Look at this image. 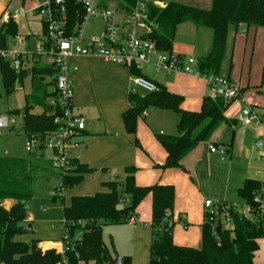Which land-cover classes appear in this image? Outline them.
Returning a JSON list of instances; mask_svg holds the SVG:
<instances>
[{"label": "crops", "instance_id": "1", "mask_svg": "<svg viewBox=\"0 0 264 264\" xmlns=\"http://www.w3.org/2000/svg\"><path fill=\"white\" fill-rule=\"evenodd\" d=\"M40 2L41 0H0V24L13 19L18 26V37L14 39V45L22 48L26 46V50L19 52L32 53L38 42L44 41L41 40L43 21L37 12ZM149 2L162 9L170 2L209 9L212 0ZM92 27V33L86 35L84 32V44L98 30L95 22ZM212 40L211 30L199 28L190 22L180 24L173 43V54L182 60H198L211 52ZM71 63L79 68L69 75L74 89V107L87 123L79 139L83 144L82 148L74 151L72 157L94 171L86 175L81 184L64 191L63 202L66 200L65 193L70 194L68 207L75 197H91L104 192L105 184L115 180L123 181L125 169L133 167L136 169L138 186L169 185L175 188L174 210L169 213L174 225L173 241L178 246L200 248L207 200L242 207L244 202L240 191L250 180L259 182L264 192V124L254 123L252 127H242L238 123V117L246 107H250L259 116L264 114L263 28L241 25L229 29L225 57L218 75L238 83L243 90L244 100L228 104L224 112L227 122L219 126L208 141L200 143L184 158L183 168H162L166 163L167 153L159 140L160 136L178 134L179 114L158 108L149 109L139 118L136 133L130 134L126 130L123 116L130 108L128 97L133 92L134 77L131 69L110 65L95 57L74 58ZM139 70L146 79L166 87L171 93L183 96L181 108L186 112H200L204 98L215 96L204 77L182 72H158L155 59ZM158 73L168 77L162 79ZM7 117L10 125L6 130H15L20 116ZM19 133L21 134L17 132V135ZM20 134L17 136L19 146L16 144L15 147L7 144L10 139L6 141L5 135L0 136L4 148V151H0V158L27 159L36 164L46 162L51 157L49 152L38 149L30 153L26 151L27 136L23 132V123L22 135ZM212 146L219 151L211 153ZM50 175L52 173L48 174L47 180ZM52 203L57 204L54 195ZM152 203V196H148L136 210V224H126L133 228L129 238L131 248L126 253H116L111 236L112 242L107 247L112 258L120 257L122 260L130 257L132 264L150 263ZM14 204V201L9 200L2 206L10 210ZM51 208L49 211L46 209L39 217L26 210L27 218L23 225L24 229L30 227L31 233H22L15 240L23 243L38 240L42 252L55 250L63 253L64 228L62 225L60 230L54 224ZM222 225L231 227L226 223ZM76 237L79 241L82 235L78 234ZM255 262L264 264V239L259 240Z\"/></svg>", "mask_w": 264, "mask_h": 264}, {"label": "trees", "instance_id": "2", "mask_svg": "<svg viewBox=\"0 0 264 264\" xmlns=\"http://www.w3.org/2000/svg\"><path fill=\"white\" fill-rule=\"evenodd\" d=\"M55 8L60 10L55 0ZM109 0H103V3ZM130 14L138 0H110ZM64 16L67 19L66 36L76 34L86 15V7L77 0H65ZM151 19L157 23L151 38L158 49L173 54V43L180 24L190 22L199 28L212 31L211 52L197 60V70L202 75H218L221 69L229 29L241 25L264 29V0H212L209 9L177 2L159 8L150 3ZM18 37L17 23L10 19L0 24V52L8 51V39ZM41 40H48V31L43 24ZM179 59V57H177ZM134 78L143 77L139 69H131ZM57 70L51 65L33 62L30 57L22 63L19 71L11 67V61L0 56V88L7 95L15 92L17 86L30 84L31 92L25 96L22 109L9 112L11 116L22 117L23 132L27 137L44 140L47 133L55 131V117L50 114L49 102L58 97L56 85ZM155 85L159 91L141 94L131 92L128 97L129 110L123 119L128 133L135 134L137 123L144 112L152 108L172 111L180 115L178 134L160 136L159 140L167 153L163 169L183 168L184 158L200 143L208 141L213 132L227 120L224 112L229 103L220 97H205L200 112H186L181 106L183 96L171 93L166 87ZM53 88L52 90H50ZM1 98V91H0ZM41 140V141H42ZM42 151L43 148H41ZM39 163V164H38ZM32 163L27 159L0 158V264H110L112 256L103 240V230L109 226L129 224L137 208L152 196V244L149 264H256L259 240L264 239V213L254 201L257 196L264 200L263 186L256 181H247L240 191L244 206L255 212L246 218L231 210L226 227L222 219H206L202 229L200 248L178 246L173 241V224L169 213L174 210L175 188L169 185L140 187L136 183V169H125L123 181L105 184L106 190L91 197H75L71 206L64 208L65 250L42 252L39 241L30 244L18 242L15 238L23 233L27 212L23 202L35 195V186L47 180L49 173L59 171L62 175V190L81 184L86 175L94 171L73 159L68 173L47 158L46 162ZM130 198V203L127 202ZM12 200L15 204L6 210L2 204ZM55 203H63L62 196H54ZM227 204V203H224ZM81 234L79 241L76 236ZM123 264H132L130 257L122 258Z\"/></svg>", "mask_w": 264, "mask_h": 264}, {"label": "built area", "instance_id": "3", "mask_svg": "<svg viewBox=\"0 0 264 264\" xmlns=\"http://www.w3.org/2000/svg\"><path fill=\"white\" fill-rule=\"evenodd\" d=\"M86 7V15L81 27L71 37L66 36L67 19L63 15V4L60 10L55 8L52 0H41L37 12L41 16L43 24L47 27L48 40L38 42L32 53L19 51H1L0 56L11 61V67L19 71L22 63L30 57L33 62L51 65L57 70L56 85L58 97L49 102L50 114L55 117L58 128L45 135L44 140L34 136L27 137L26 151L33 149L49 152L51 160L60 166L64 173H68L72 167V153L82 148L79 140L87 123L85 118L77 113L74 107V89L69 79L71 73L78 71V67L71 63L74 58L95 57L105 63L128 69H139L156 61V70L167 74L182 72L188 75L204 77L209 90L215 97L223 98L227 103L243 101V90L238 83L219 75H202L197 70V59H178L169 56L158 49L156 41L151 35L158 27L151 19L149 0H138L133 12H123L114 1L103 0H77ZM156 6V5H155ZM95 22L98 30L83 43L84 30L82 28L88 22ZM133 92L154 93L159 88L143 77L133 78ZM261 116V117H260ZM258 115L250 107H246L238 117V123L242 127H252L254 123L264 124V114ZM10 125L9 117L0 116V136ZM42 140V141H41ZM211 153H217V147L210 148ZM225 154L224 150H221ZM65 190L60 187L54 190V196H62ZM259 205V210L264 213V200L257 196L254 200ZM206 219L210 221L224 219L228 224L231 210L238 211L246 218H250L255 210L250 206L238 207L237 205L214 203L211 200L205 202ZM134 215L130 218V224H136ZM65 250V249H64Z\"/></svg>", "mask_w": 264, "mask_h": 264}, {"label": "rangeland", "instance_id": "4", "mask_svg": "<svg viewBox=\"0 0 264 264\" xmlns=\"http://www.w3.org/2000/svg\"><path fill=\"white\" fill-rule=\"evenodd\" d=\"M92 21L88 22L82 30H84L85 34L88 35L92 33ZM85 42V41H84ZM83 42V43H84ZM8 46L9 51H24L26 50V46L17 47L14 45V39L9 38L8 39ZM31 52V51H28ZM141 68V67H140ZM159 74V77L164 79L168 76L165 74ZM51 88L50 90H52ZM1 98H0V115H7L9 116V112L17 109H22L25 105V96L28 95L31 92V87L29 83H26L25 87L17 86L16 90L13 94L7 95L5 89L1 86ZM142 94H145L144 92L140 91ZM15 131V132H14ZM17 132H21L20 135H22V123H21V117H18L17 120V126L15 130H4L3 135H5V140L7 141L8 138L10 139V142L7 144H11L15 147L16 144L20 143L19 140H17ZM21 145V144H20ZM19 146V144H18ZM25 148V147H24ZM35 150V149H33ZM32 150V151H33ZM0 151H4L3 144L0 141ZM35 153V152H34ZM62 186V178L61 174L58 172L52 173V175L49 176L47 181L40 182L35 186V195L34 198L28 202H25L26 210L29 214L35 213L37 217L38 215L43 214L46 209L51 208L53 218H54V224L60 228H62V225L64 224V216H63V209L64 207H68V198L70 197L69 192L65 193L66 200L63 203H52L53 193L56 188H59ZM68 191L71 189L67 188ZM67 189H65L67 191ZM64 197V195H62ZM127 203H129L130 198L127 197ZM152 216V215H151ZM224 219L222 218V221ZM132 226L126 225L121 227H110L106 228L103 231V239L104 242L109 246V244L113 241L115 243V251L118 254L126 253L131 247H129V238L131 236ZM151 229V228H149ZM112 236V238H111ZM23 237V236H21ZM30 244V243H28Z\"/></svg>", "mask_w": 264, "mask_h": 264}, {"label": "water", "instance_id": "5", "mask_svg": "<svg viewBox=\"0 0 264 264\" xmlns=\"http://www.w3.org/2000/svg\"><path fill=\"white\" fill-rule=\"evenodd\" d=\"M58 5L64 4L65 0H55ZM52 111V108L49 109ZM23 233H31V228L27 227L23 230ZM124 262L120 259V257L110 258V264H123Z\"/></svg>", "mask_w": 264, "mask_h": 264}]
</instances>
